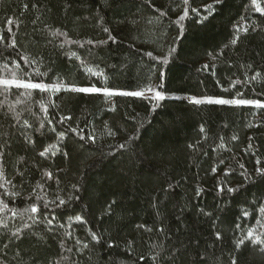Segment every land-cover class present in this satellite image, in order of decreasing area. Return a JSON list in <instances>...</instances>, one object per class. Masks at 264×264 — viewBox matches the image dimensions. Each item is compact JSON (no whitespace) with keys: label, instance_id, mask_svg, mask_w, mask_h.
I'll return each instance as SVG.
<instances>
[{"label":"trees","instance_id":"trees-1","mask_svg":"<svg viewBox=\"0 0 264 264\" xmlns=\"http://www.w3.org/2000/svg\"><path fill=\"white\" fill-rule=\"evenodd\" d=\"M2 80L0 264H264L252 0H0Z\"/></svg>","mask_w":264,"mask_h":264},{"label":"snow or ice","instance_id":"snow-or-ice-1","mask_svg":"<svg viewBox=\"0 0 264 264\" xmlns=\"http://www.w3.org/2000/svg\"><path fill=\"white\" fill-rule=\"evenodd\" d=\"M185 3H187V0H185ZM252 3H253V5H256V10L257 11H262V12H264V9H261L260 7H259V5L257 4V0H252ZM208 7V9L209 10H211V8H212V6L211 5H208L207 6ZM184 17L182 16V17H180V19L182 20ZM104 31H108L107 29H104ZM245 31H247V29H245ZM14 43V42H13ZM232 43L233 44H235L236 43V40H233L232 41ZM150 55V54H149ZM205 67H207V66H205ZM37 75H43L42 73H39L38 71H37ZM252 79L254 80V79H256V77H252ZM0 83H2V84H4V85H10V84H12L13 83V81H10V80H2V81H0ZM237 83H239V81H237ZM18 87L19 86H21V85H17ZM23 87H25V88H31V89H43V88H45L46 86L45 85H42V84H37V83H28V84H24V85H22ZM79 91H82V92H94V91H100L99 89H96V88H82V89H79ZM149 91H151V89H149ZM132 95H136V96H140V95H142V93H140V92H136V93H132ZM155 98L156 99H160V100H162V99H164V96H163V94L160 92V91H156L155 92ZM193 101L195 102V103H197V104H199V103H201V101L200 100H197V99H195V98H193ZM218 103H222V104H228V103H237V104H250V103H256L257 105H259L260 104V101H245V100H232V101H229V100H218L217 101ZM73 131H75V130H73ZM61 136H63V133H61ZM233 139H235V137H233ZM121 147L123 148L124 147V145H121ZM45 151H47V149L45 150ZM41 155H44V153H41ZM258 171H262V170H260V169H258ZM50 175V174H49ZM229 191H234L233 189H229ZM64 203H65V201L64 200H60V204L61 205H64ZM33 212H36L37 211V209L33 206L32 207V209H31ZM261 212H264V207H262L261 209ZM245 214H247V213H245ZM77 219L79 220L80 219V217H77ZM48 223L49 224H51L52 223V221L51 220H49L48 221ZM251 235H252V232L251 231H249V237H251ZM94 240H96L97 239V237H96V235L93 233V237H92ZM220 238V235H219V233H217V239H219ZM259 239V237H257V240ZM245 243V241L244 240H240L238 243H237V245H236V247H240L241 245H243ZM174 260H175V257H173V262H174ZM232 264H236V262L235 261H233L232 262Z\"/></svg>","mask_w":264,"mask_h":264},{"label":"rangeland","instance_id":"rangeland-1","mask_svg":"<svg viewBox=\"0 0 264 264\" xmlns=\"http://www.w3.org/2000/svg\"><path fill=\"white\" fill-rule=\"evenodd\" d=\"M74 89V90H79V87H68L65 84H61V83H52V84H48L46 85L45 89L49 90L50 92H55L57 90H61V89ZM149 89L151 88H147L144 89L143 91H140V93H142V95L144 96H149V97H155V90L151 89V91H149ZM108 94L110 95L111 93L108 92Z\"/></svg>","mask_w":264,"mask_h":264}]
</instances>
